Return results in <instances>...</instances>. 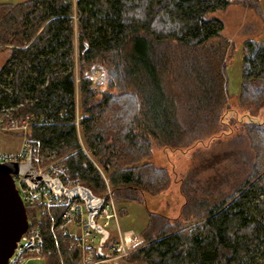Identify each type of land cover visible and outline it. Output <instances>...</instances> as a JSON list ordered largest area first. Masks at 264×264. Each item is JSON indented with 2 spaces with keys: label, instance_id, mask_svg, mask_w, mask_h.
Here are the masks:
<instances>
[{
  "label": "trees",
  "instance_id": "obj_1",
  "mask_svg": "<svg viewBox=\"0 0 264 264\" xmlns=\"http://www.w3.org/2000/svg\"><path fill=\"white\" fill-rule=\"evenodd\" d=\"M231 3L76 0L78 71L70 0L0 4V45L13 35L0 67V127L32 116L29 136L56 150L92 194L101 197L105 186L90 157L102 167L114 196L144 203V193L165 189L169 180L164 168L139 163L152 145L187 147L219 126L228 98L225 53L232 43L220 38L223 20L210 14ZM242 47L239 103L264 108V41L248 37ZM92 63L106 68L103 86L86 77ZM77 94L85 116L80 133L90 157L74 125ZM246 124L256 155L245 154L231 170L200 185L193 184L197 171L189 173L180 185L186 198L180 216L150 214L141 234L145 245L123 259L264 264V119ZM36 209L26 208L29 221ZM45 214L42 254L49 264H62L60 249L64 264H79V252L54 237Z\"/></svg>",
  "mask_w": 264,
  "mask_h": 264
},
{
  "label": "rangeland",
  "instance_id": "obj_2",
  "mask_svg": "<svg viewBox=\"0 0 264 264\" xmlns=\"http://www.w3.org/2000/svg\"><path fill=\"white\" fill-rule=\"evenodd\" d=\"M22 1L23 0H0V4L19 3ZM231 1L232 3L225 9L216 10L210 14L223 20L225 26L221 32L222 37L220 38H226L232 43L231 47H227L228 49L225 53L228 98L219 118V126L204 134L201 139L193 141L191 145L187 147H165L154 143L150 149L152 152L146 158L141 159L139 163L142 164L148 162L157 167L164 168L167 174H169L166 188L155 194L144 193V203L134 200L128 201L115 196L119 226L122 230L130 229L139 233L142 246L145 245L143 240L146 237H142L141 234L148 226L147 224L151 218L150 214L159 213L167 218L170 217L171 219L180 216L181 206L186 200L181 192L180 185L187 178L189 173H192L194 170L197 171L193 177V184L200 185L205 183V180L208 178L216 176L217 174H224L226 171L231 170V166H235L237 165V162L239 164L244 160L243 157L245 154L250 156H252V154L253 156L256 155V150L251 145V141L245 133V128L247 126L246 123L252 120L262 121L264 119V108H257L252 102L251 104L241 105L239 103L238 95L242 85L241 56L243 53V41L248 39V37L254 38L258 41H264V0ZM77 36L78 32L76 29V34H74L73 37V54L76 70L78 71L79 41L77 40ZM12 37L13 35L9 38V43H11L10 41L12 40ZM217 39L218 40L216 41H221V39ZM9 43L8 45H0V67L5 62L6 58H8L7 55L12 49V45H9ZM96 64L100 65L101 63ZM101 65L104 67L106 74L105 66L103 64ZM92 75H97L95 70L89 71L88 76ZM76 78H78V75H76L75 79ZM105 80V78L102 80L100 79V84L94 83V86H103ZM255 85L258 86L259 83H252L253 87ZM79 113H81V109H79ZM77 139L80 144L83 143L86 147L85 140L81 133L79 137L77 136ZM21 145L22 143H20V138L17 133H12L11 130L9 131L6 128H0V149L2 151L17 152V150L21 148ZM42 155V165L45 164L48 166L49 164H59L63 162V157L59 156L56 150L44 149ZM90 159L93 160L94 165L97 166L101 177L104 176L108 179L102 167L96 164L95 159L91 157ZM106 190L105 186L101 194L104 195ZM255 207L256 203L250 204L252 211H255ZM38 211L39 210L36 209L32 213V217L35 221V215L38 214ZM59 211L60 210L57 209L55 211H50L47 215L45 214V216L49 217L50 223L53 221L57 222ZM41 212L43 213V209H41ZM42 222L43 217L41 219V225ZM56 225L57 223L53 227L54 237L57 239L60 236L64 245L70 249L68 241L62 238L59 228ZM107 232L108 241H115L118 239L116 237V226L114 225V222L109 223ZM99 238L100 237L97 236L98 240H100ZM57 246L59 249V245ZM57 253L58 259L64 264V262H66L64 253H62L60 249ZM257 254L259 255L260 251H258ZM123 258L116 260L115 263L143 264L138 261L132 262L131 257L126 259ZM31 263L49 264L51 263V260L42 254L36 256ZM78 263L82 264L80 256ZM99 264H114V260Z\"/></svg>",
  "mask_w": 264,
  "mask_h": 264
},
{
  "label": "built area",
  "instance_id": "obj_3",
  "mask_svg": "<svg viewBox=\"0 0 264 264\" xmlns=\"http://www.w3.org/2000/svg\"><path fill=\"white\" fill-rule=\"evenodd\" d=\"M73 4V13L71 15L74 34H76L77 13L76 0H70ZM90 70L96 71L97 75L88 76L93 80V84H100V79L105 77L104 67L100 64L92 63ZM89 70V71H90ZM88 71V73H89ZM100 78V79H99ZM76 113L74 125L77 128V136H80V121L85 117L79 113L78 94L75 98ZM35 123V119L28 115L21 118L10 119L2 129L11 130L12 133H17L22 143L21 148L17 152L2 151L0 149V163H25L29 162L35 167L38 175H47L52 179H58L65 189L80 186V178L73 176L68 166L63 163L49 164L46 166L41 163V155L46 147H41L37 139L29 136V128ZM5 126V127H4ZM82 150L89 156V153L81 143ZM43 156V155H42ZM42 167H41V166ZM12 179L15 183L17 192L20 193L23 205L26 207H37L39 210L36 221L32 218L29 221L26 232L16 242V246L10 254L6 264H32L31 261L36 256L42 255L44 248L43 229H41V219L44 213H49L53 209H59L57 222L50 223V229L54 232V225L57 223L59 231L69 243L70 249H76L80 255L82 264H99L104 262L119 260L130 255L134 250L141 247L140 234L133 230H122L118 224V214L116 212L115 196L110 189L108 179L103 176L106 193L101 196L103 203L96 214H94V224L98 225L105 231L108 229L110 222H114L116 226V241L107 243V236L102 241L101 233L90 226L89 215L86 204L79 198H73L66 195H58L51 191L43 182L37 186L29 187L20 174H12ZM43 209V213L41 212ZM108 235V232H107ZM99 236L100 240L97 239ZM106 243V244H105Z\"/></svg>",
  "mask_w": 264,
  "mask_h": 264
},
{
  "label": "water",
  "instance_id": "obj_4",
  "mask_svg": "<svg viewBox=\"0 0 264 264\" xmlns=\"http://www.w3.org/2000/svg\"><path fill=\"white\" fill-rule=\"evenodd\" d=\"M12 174H20L31 188L45 183L47 187L58 195L79 198L86 204L90 226L101 233L102 241L107 236V231L94 224V214L98 212L103 199L92 194L83 185L65 189L58 179L47 175H38L35 167L29 162L25 163H0V264H6L16 242L26 232L28 217L26 207L22 203L20 193L17 192Z\"/></svg>",
  "mask_w": 264,
  "mask_h": 264
},
{
  "label": "crops",
  "instance_id": "obj_5",
  "mask_svg": "<svg viewBox=\"0 0 264 264\" xmlns=\"http://www.w3.org/2000/svg\"><path fill=\"white\" fill-rule=\"evenodd\" d=\"M109 241L107 240V243H108ZM106 244V243H105Z\"/></svg>",
  "mask_w": 264,
  "mask_h": 264
}]
</instances>
